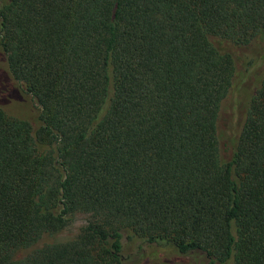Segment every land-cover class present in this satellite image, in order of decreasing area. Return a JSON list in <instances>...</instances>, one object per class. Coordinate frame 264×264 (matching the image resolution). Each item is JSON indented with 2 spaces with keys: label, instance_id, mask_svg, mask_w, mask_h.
I'll list each match as a JSON object with an SVG mask.
<instances>
[{
  "label": "trees",
  "instance_id": "1",
  "mask_svg": "<svg viewBox=\"0 0 264 264\" xmlns=\"http://www.w3.org/2000/svg\"><path fill=\"white\" fill-rule=\"evenodd\" d=\"M0 264H264V0H0Z\"/></svg>",
  "mask_w": 264,
  "mask_h": 264
},
{
  "label": "rangeland",
  "instance_id": "2",
  "mask_svg": "<svg viewBox=\"0 0 264 264\" xmlns=\"http://www.w3.org/2000/svg\"><path fill=\"white\" fill-rule=\"evenodd\" d=\"M84 218V214L76 215L74 221L71 222L67 227L55 233L54 235L43 238L38 245L42 244L43 242L66 240L73 237L77 233L79 227L83 224Z\"/></svg>",
  "mask_w": 264,
  "mask_h": 264
}]
</instances>
